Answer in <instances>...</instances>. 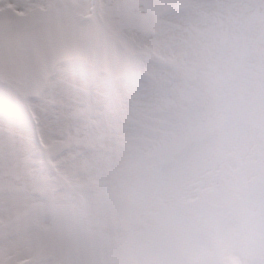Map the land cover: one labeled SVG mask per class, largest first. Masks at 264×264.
I'll return each instance as SVG.
<instances>
[{"label": "clouds", "instance_id": "1", "mask_svg": "<svg viewBox=\"0 0 264 264\" xmlns=\"http://www.w3.org/2000/svg\"><path fill=\"white\" fill-rule=\"evenodd\" d=\"M12 0H0L8 20ZM87 79L0 149V232L51 234L102 264H264V0H35ZM28 40L0 23V72ZM55 264L9 251L0 264Z\"/></svg>", "mask_w": 264, "mask_h": 264}, {"label": "snow or ice", "instance_id": "2", "mask_svg": "<svg viewBox=\"0 0 264 264\" xmlns=\"http://www.w3.org/2000/svg\"><path fill=\"white\" fill-rule=\"evenodd\" d=\"M35 0H12L11 17L0 23L15 28L28 40L19 53L15 66L0 72V149L11 152L21 140L35 143L38 117L45 112L49 100L70 83L87 79L90 74L85 57L71 37L34 27ZM3 212L0 211V215ZM10 229L16 216L9 213ZM7 242L15 250L12 239L0 232V245ZM8 264H18L9 258Z\"/></svg>", "mask_w": 264, "mask_h": 264}, {"label": "rangeland", "instance_id": "3", "mask_svg": "<svg viewBox=\"0 0 264 264\" xmlns=\"http://www.w3.org/2000/svg\"><path fill=\"white\" fill-rule=\"evenodd\" d=\"M12 230L16 233L12 240L17 252H26L41 257L50 256L55 264H90L88 261L91 264H102L95 252L81 247L76 242H69L63 237L47 233L39 236L24 234L19 217L14 218Z\"/></svg>", "mask_w": 264, "mask_h": 264}]
</instances>
